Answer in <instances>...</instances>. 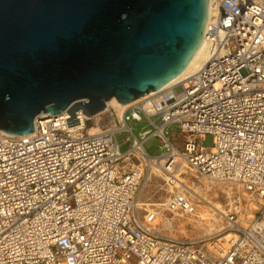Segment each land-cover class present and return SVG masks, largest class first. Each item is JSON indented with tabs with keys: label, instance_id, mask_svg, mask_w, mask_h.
I'll return each mask as SVG.
<instances>
[{
	"label": "built area",
	"instance_id": "obj_1",
	"mask_svg": "<svg viewBox=\"0 0 264 264\" xmlns=\"http://www.w3.org/2000/svg\"><path fill=\"white\" fill-rule=\"evenodd\" d=\"M202 42L196 70L112 112V126L90 130L81 109L82 127L67 126L64 109L27 134L0 130V264H264V204L245 227L227 215L226 235L195 249L159 229L162 209L142 195L157 164L170 183L191 167L264 199V0H212ZM142 119L137 136L128 121ZM178 188L161 207L192 212Z\"/></svg>",
	"mask_w": 264,
	"mask_h": 264
},
{
	"label": "water",
	"instance_id": "obj_2",
	"mask_svg": "<svg viewBox=\"0 0 264 264\" xmlns=\"http://www.w3.org/2000/svg\"><path fill=\"white\" fill-rule=\"evenodd\" d=\"M208 0H0V130L134 102L191 60Z\"/></svg>",
	"mask_w": 264,
	"mask_h": 264
},
{
	"label": "rangeland",
	"instance_id": "obj_3",
	"mask_svg": "<svg viewBox=\"0 0 264 264\" xmlns=\"http://www.w3.org/2000/svg\"><path fill=\"white\" fill-rule=\"evenodd\" d=\"M111 116L112 114H110L109 112H104L100 115L98 113L95 115V118H92L90 120L88 127H90L94 121L97 124L99 123V125H103L107 123V121L111 118ZM128 125L137 136H139L140 131L150 126L145 119H142L141 121L130 120L128 121ZM128 134L129 133L127 132H118L117 134V140L120 143V148L122 150H124L128 146V143L125 140V136ZM202 144L204 146L211 145V135L210 134H206L204 136L202 140ZM143 148L149 155H158L160 153V149L157 147V141L155 137H149L148 139H146V141L143 143ZM184 172L186 173V171ZM187 173L188 174L183 175V176L181 174L179 176L180 179L185 180V179H188L190 175H192L191 171H187ZM161 176L163 175L160 174V177L157 175H151L150 182L148 183L143 193V196L147 198L148 201L156 203V205H158L160 209H162V213L170 217L171 212L163 210V207H161V204L162 202L165 201V199L168 198L167 197L168 194L172 191L168 189L169 186L163 183ZM198 183L202 184L204 187L208 186L207 185L208 182L206 181H199ZM239 186L242 188V191L239 188L234 194H231V193L223 194L221 198H217L212 194L211 195L208 194L209 200L207 203L201 199L207 196L206 191L197 190L195 188V185L190 183L189 187L193 191L192 194L195 195L196 198L200 196V199L197 198V200L192 201V205H193L192 212L190 213L181 212L179 213L180 217L174 216L172 219L171 230H169L166 227L164 228L162 226V218H161V220L158 223L159 229H161L162 232L165 234L174 235V236H182V237H192L194 235L197 236L199 234L200 235L213 234L217 232L219 229H221V226H222L221 222H218L216 220V216L214 215L211 209V206L213 205V203H215V205H219V207H221L222 204L225 206L230 205L232 202L231 199L233 198V196L235 194L236 196H242L243 192H245L246 196L248 194L247 199L244 198L242 202H238V204L234 207V209L230 211V214H233L236 219V222L240 224L238 221V215H240L241 217H245L247 216V213H252V217L248 219L244 225H242L243 227L247 226L253 219H255L259 215V211L263 208V204L258 205V206H252L250 208H246L247 212H245L244 205L249 203L250 202L249 199H251L252 197H257V194L250 190L245 189L242 185H239ZM246 201L248 202L246 203ZM247 206L249 207V205ZM225 224L226 222L224 221L223 225L225 226ZM224 233L225 232H223L222 234ZM208 241L209 240L207 239L201 242L204 243Z\"/></svg>",
	"mask_w": 264,
	"mask_h": 264
},
{
	"label": "bare ground",
	"instance_id": "obj_4",
	"mask_svg": "<svg viewBox=\"0 0 264 264\" xmlns=\"http://www.w3.org/2000/svg\"><path fill=\"white\" fill-rule=\"evenodd\" d=\"M211 1L212 0H208L207 20H208V14H209V5H210ZM207 20H206V22H207ZM204 59H205V45L203 44V42L201 40L197 50L195 51V53L192 56L191 60L188 62V64L185 66L184 69H182L176 76H174L171 80H169L168 82H166L165 84H163L159 88H157L155 90H151V91L145 93L144 95L139 96L138 98L141 99V98L153 95V94L157 93L158 91H161V90L169 87L170 85H173L174 83H176V82H178L180 80H183L188 75H190V73H192L193 70H196L199 67L200 63ZM128 105H129L128 102H124V103L120 104L117 107H114V106H111V105H107L104 108H101V109H98V110L94 111L90 115V120L92 118H95L96 114L99 113V115H100V114H102L104 112H109L110 114H112V112H116L117 114L116 113L115 114L117 116H120V114L123 111V109H125ZM46 115H47V113H45L43 111H40L35 117L38 118V117L46 116ZM113 123H114L113 116H111V118L107 121V123H105L103 125H99V123L97 124L94 121L93 124L89 127V129L90 130L101 129V128H104V127L112 126ZM82 125H83V121L81 119L80 122L77 125H75V127L79 128V127H82ZM184 171H186V173ZM187 171H191L192 175H190L189 178L185 179V180H182V179H180L179 176H177L178 181L181 182V184L178 185L176 183L177 181H174L173 183L168 182L165 173L160 169V167L157 164H151V166L149 167V171L147 173V176H146V181L144 182V185H143L142 195H143L148 183L150 182L151 175H157V176L160 177V174L163 175V176H161V179L163 180V183L165 185L169 186L168 189L170 191H174L176 186H179L178 190L182 194H184V196L191 202V204H192V201L197 200V198L200 199V196L196 198V196L192 194L193 191L189 187L190 183L195 185V188L197 190H201V191L205 190L206 191L207 196H205V198L203 197L201 199L204 200L207 203H208V200H209L208 194L209 195L212 194V195H214L217 198H221V196L223 194H227V193L234 194L239 188L242 191V188L239 186L241 184H239L238 182H230L229 183L228 181L224 182V181L210 180V179L206 178L203 174L199 173L197 170H195V169H193L191 167L184 168L182 170V176L188 174ZM199 181L208 182V184H207L208 186L204 187L202 184L198 183ZM183 190H185L187 194ZM247 196H248V194H247ZM247 196H246L245 192H243L242 196H236V194H235L233 196V198L231 199L232 200L231 204L230 205H226V206L222 204V206L219 207V205H215V203H213V205L211 206V209H212L214 215L216 216V220L218 222H221V224H222L221 229H219L217 232H215L213 234H209V235H200L199 234L197 236L187 237L188 239L194 240V243L192 244L193 247L195 249H202L203 248V244H202L201 241H204V240H207V239L210 240V239H212L214 237H217L219 234L223 233L224 232L223 229L225 228L223 223H224V221L225 222L227 221V215L230 214V211L234 209V207L238 204V202H242V200L244 198L247 199ZM167 197H169V194H168ZM249 200H250V202L247 203L248 201H246L247 204L244 205L245 206V208H244L245 212H247L246 208H250L252 206H258V205L264 204V199L260 195H257V197H252ZM167 201H168V198L165 199V201L162 202V204H165ZM247 205H249V207ZM181 212H186V211H184L182 209H176V210H173L171 212V216L168 217L167 215L163 214L160 211L159 217L157 219V223H159V221L162 218V226L164 228L166 227L169 230H171L173 217L174 216H179V213H181ZM160 215H162V216H160ZM251 217H252V213H247V216H245V217H241L240 215H238V221L241 224V225L240 224L239 225L240 226L244 225L247 222V220L250 219ZM224 234L226 235V232ZM208 242H206V245L209 244Z\"/></svg>",
	"mask_w": 264,
	"mask_h": 264
},
{
	"label": "crops",
	"instance_id": "obj_5",
	"mask_svg": "<svg viewBox=\"0 0 264 264\" xmlns=\"http://www.w3.org/2000/svg\"><path fill=\"white\" fill-rule=\"evenodd\" d=\"M195 236V235H194Z\"/></svg>",
	"mask_w": 264,
	"mask_h": 264
}]
</instances>
